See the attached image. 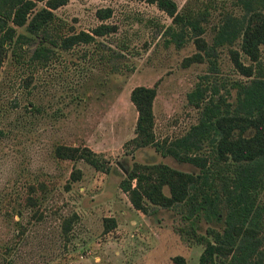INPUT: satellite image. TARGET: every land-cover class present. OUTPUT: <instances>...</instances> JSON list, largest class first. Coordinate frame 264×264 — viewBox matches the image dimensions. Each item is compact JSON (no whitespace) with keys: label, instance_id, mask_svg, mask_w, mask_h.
I'll return each mask as SVG.
<instances>
[{"label":"rangeland","instance_id":"1","mask_svg":"<svg viewBox=\"0 0 264 264\" xmlns=\"http://www.w3.org/2000/svg\"><path fill=\"white\" fill-rule=\"evenodd\" d=\"M173 1L178 11L207 9L202 37L208 45L223 14H243L235 0ZM105 7L111 14L100 21L95 11ZM53 15L52 31L60 35L89 32L100 22L116 30L65 50L44 43L43 55L35 57L42 43L24 27L16 28L22 36L7 44L0 65V155L14 151L23 159L25 143L44 141L54 167L33 175L22 166L10 186L0 188V264H196L202 245L191 228L198 235H206L207 228L221 231L224 210L219 220L192 217L191 227L182 219L186 206L148 204L142 212L130 205L119 184L133 163H162L195 174L198 169L160 155L151 145L126 143L136 118L129 92L138 85L155 86L154 139L180 137L200 116L201 108L186 96L198 81L215 85L224 95L222 83L229 88L232 80H246L229 57V49H239V39L215 48L218 70L213 74L207 60L184 62L197 52L191 41L179 48L164 43L163 27L171 20L152 4L68 0ZM239 54L244 64L250 63ZM259 59L264 69V43ZM226 99L234 105V89H228ZM57 145L89 148L100 157L99 168L82 159H59ZM208 151L205 143L201 153ZM73 169L79 171L76 180H70ZM257 202L264 205V178ZM106 218L113 220L107 230ZM258 257L264 264L263 235Z\"/></svg>","mask_w":264,"mask_h":264},{"label":"trees","instance_id":"2","mask_svg":"<svg viewBox=\"0 0 264 264\" xmlns=\"http://www.w3.org/2000/svg\"><path fill=\"white\" fill-rule=\"evenodd\" d=\"M67 1L0 0V65L6 56L7 44L22 36L16 33L18 27L38 36L42 43L33 51L34 57L43 55L44 43L65 50L116 30L114 25L100 22L89 32L67 35L53 32V10ZM135 1L152 4L164 12L171 20L170 25L163 27L164 43L179 48L191 41L197 52L184 62L207 60L210 73L216 74L218 70L215 48L238 38L239 49H229V57L234 70L246 80H232L229 88H224L222 83L224 95H218L215 85L198 81L186 95L188 103L201 108L197 123L184 135L161 142L154 139L152 131L155 86H134L129 92V101L136 118L133 136L126 143L133 148L151 145L160 155L191 164L198 172H182L162 163H133L125 170L119 187L126 193L130 205L142 212L148 204L163 208L175 204L186 206L182 219L188 220L191 227L194 216H202L206 222L219 220L222 208L221 231L207 228L206 235H198L191 228L194 240L202 245L196 264H261L258 253L264 236V205L257 202V195L264 178V69L259 59V46L264 43V0H235L243 14L241 17L223 14L210 45L202 37V22L208 15L206 8L178 11L173 0ZM110 14L109 7L95 11L100 21ZM239 52L247 57L249 64L240 60ZM228 89L235 91L233 106L226 99ZM205 143L209 151L204 154L201 150ZM54 154L59 159H82L99 168L100 157L84 146L57 145ZM78 177L79 171L73 169L70 180ZM105 221V230L113 226L112 219Z\"/></svg>","mask_w":264,"mask_h":264},{"label":"clouds","instance_id":"3","mask_svg":"<svg viewBox=\"0 0 264 264\" xmlns=\"http://www.w3.org/2000/svg\"><path fill=\"white\" fill-rule=\"evenodd\" d=\"M23 159L14 151L0 155V188L11 185L21 167L33 175L50 173L54 167L49 156V146L44 141H31L24 144Z\"/></svg>","mask_w":264,"mask_h":264},{"label":"water","instance_id":"4","mask_svg":"<svg viewBox=\"0 0 264 264\" xmlns=\"http://www.w3.org/2000/svg\"><path fill=\"white\" fill-rule=\"evenodd\" d=\"M124 173H125V170H124Z\"/></svg>","mask_w":264,"mask_h":264}]
</instances>
